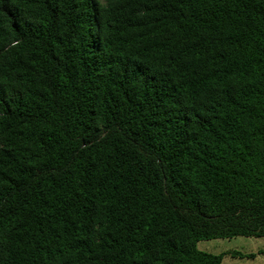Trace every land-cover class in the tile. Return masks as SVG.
Instances as JSON below:
<instances>
[{
	"label": "trees",
	"instance_id": "trees-1",
	"mask_svg": "<svg viewBox=\"0 0 264 264\" xmlns=\"http://www.w3.org/2000/svg\"><path fill=\"white\" fill-rule=\"evenodd\" d=\"M237 236L264 237V0H0V264Z\"/></svg>",
	"mask_w": 264,
	"mask_h": 264
},
{
	"label": "rangeland",
	"instance_id": "rangeland-1",
	"mask_svg": "<svg viewBox=\"0 0 264 264\" xmlns=\"http://www.w3.org/2000/svg\"><path fill=\"white\" fill-rule=\"evenodd\" d=\"M197 248L211 254H224L222 264H264V254L255 258H236L230 253L237 251L244 254L264 252V237L237 236L200 240Z\"/></svg>",
	"mask_w": 264,
	"mask_h": 264
}]
</instances>
